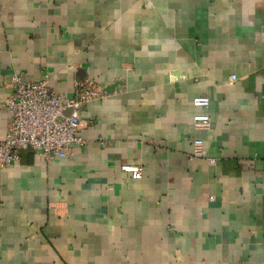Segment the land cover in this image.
<instances>
[{"label": "crops", "instance_id": "crops-1", "mask_svg": "<svg viewBox=\"0 0 264 264\" xmlns=\"http://www.w3.org/2000/svg\"><path fill=\"white\" fill-rule=\"evenodd\" d=\"M16 72L100 95L87 146L0 167V264H264V0H0V141Z\"/></svg>", "mask_w": 264, "mask_h": 264}, {"label": "built area", "instance_id": "built-area-1", "mask_svg": "<svg viewBox=\"0 0 264 264\" xmlns=\"http://www.w3.org/2000/svg\"><path fill=\"white\" fill-rule=\"evenodd\" d=\"M22 75L16 72L10 78L12 90L5 104L10 111L11 121L4 139L0 141V167L18 160L20 150L29 146L46 161L57 157L67 158L74 145L87 146L89 140L77 132L93 124L90 117L82 115V110L100 95L95 80L87 76L83 81H77L72 93L64 99L48 86L47 74L38 81L23 80ZM230 79L235 80V75H231ZM193 105L207 107L208 96L194 97ZM209 122L206 114H197L193 125L202 128L208 126ZM191 142L193 154L202 155V139L194 137ZM120 168L133 179L142 176L140 164L124 162Z\"/></svg>", "mask_w": 264, "mask_h": 264}, {"label": "water", "instance_id": "water-1", "mask_svg": "<svg viewBox=\"0 0 264 264\" xmlns=\"http://www.w3.org/2000/svg\"><path fill=\"white\" fill-rule=\"evenodd\" d=\"M107 91H109V90L107 89Z\"/></svg>", "mask_w": 264, "mask_h": 264}]
</instances>
